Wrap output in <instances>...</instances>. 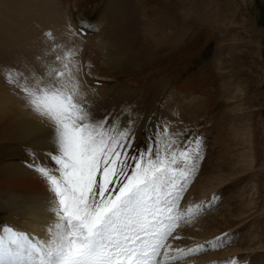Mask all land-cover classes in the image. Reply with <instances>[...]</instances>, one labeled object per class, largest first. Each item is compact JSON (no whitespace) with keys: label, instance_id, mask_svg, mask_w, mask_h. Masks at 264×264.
<instances>
[{"label":"rangeland","instance_id":"1","mask_svg":"<svg viewBox=\"0 0 264 264\" xmlns=\"http://www.w3.org/2000/svg\"><path fill=\"white\" fill-rule=\"evenodd\" d=\"M54 45L78 51L81 102L97 117L135 120L136 147L156 124L202 138L179 210L203 202L205 212L167 243L187 250L225 233L234 242L179 264H264V0H0V225L42 238L26 229L35 198L3 178L14 160L32 170V153L55 166L50 136L16 125L52 126L5 75L42 73ZM207 175L211 188L188 194Z\"/></svg>","mask_w":264,"mask_h":264},{"label":"snow or ice","instance_id":"2","mask_svg":"<svg viewBox=\"0 0 264 264\" xmlns=\"http://www.w3.org/2000/svg\"><path fill=\"white\" fill-rule=\"evenodd\" d=\"M59 47L53 46V62L42 73L8 69L5 75L50 122L47 156L55 166L31 154L29 167L45 183L46 238L0 225V264H179L234 242L225 233L187 250L167 243L169 237L182 239L173 236L180 221L202 207L179 210L203 159L202 138L156 124L143 149L136 147L134 119L97 117L81 102L78 51L61 54Z\"/></svg>","mask_w":264,"mask_h":264},{"label":"bare ground","instance_id":"3","mask_svg":"<svg viewBox=\"0 0 264 264\" xmlns=\"http://www.w3.org/2000/svg\"><path fill=\"white\" fill-rule=\"evenodd\" d=\"M21 122L22 121L18 122L16 125L19 135H23L24 132L25 134H27L28 137L38 133H41V135L48 134L49 136L51 134L52 129L50 128H45V127L42 128L41 126L34 127L33 125L28 126L27 124H23ZM35 142L37 144H42L38 142V139ZM44 145L52 148L51 140L48 142L45 141ZM25 165L26 164L24 162L18 160L16 161L14 160L12 164H8L9 171L8 173H6L7 175L3 178V181L5 182L6 185L11 183L9 185H13L12 187L15 188L19 187L23 190H26L28 194L32 195L35 198V203L30 206V211H31L30 216L32 220L29 221V226H27L26 229L33 230L34 228L38 230V233H41L43 230H45L46 221H47V214L44 210L41 199L45 195V183L43 179L35 171L28 169ZM200 179L201 180L197 184L196 183L194 184V186L191 189V192L189 191L188 194L190 195L193 193L198 194V192H203L211 188L208 187V183H207V181L210 179L209 175L202 177ZM190 198L192 199V196L189 197V200H191ZM199 204L200 203H195L193 206H197ZM211 223H206L204 226H208ZM31 224H33V226H31ZM191 230L192 228H188L186 232H189Z\"/></svg>","mask_w":264,"mask_h":264}]
</instances>
